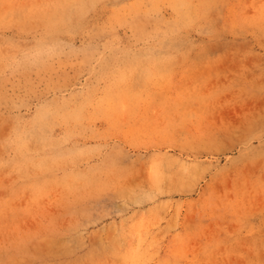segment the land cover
Returning <instances> with one entry per match:
<instances>
[{
	"label": "rangeland",
	"instance_id": "374dc122",
	"mask_svg": "<svg viewBox=\"0 0 264 264\" xmlns=\"http://www.w3.org/2000/svg\"><path fill=\"white\" fill-rule=\"evenodd\" d=\"M0 264H264V0H0Z\"/></svg>",
	"mask_w": 264,
	"mask_h": 264
}]
</instances>
